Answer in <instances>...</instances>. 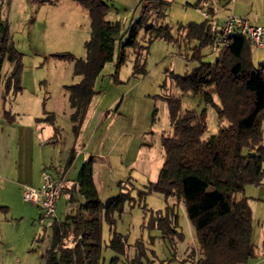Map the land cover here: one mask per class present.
Masks as SVG:
<instances>
[{"label":"rangeland","instance_id":"obj_1","mask_svg":"<svg viewBox=\"0 0 264 264\" xmlns=\"http://www.w3.org/2000/svg\"><path fill=\"white\" fill-rule=\"evenodd\" d=\"M110 6L105 17L118 20L121 32L139 11ZM164 13L161 16L153 12L149 22L168 25L173 39L154 37L142 28L137 46L127 48L125 61L118 68L117 40L113 59L105 63L95 80L96 93L79 130L83 144L78 138L74 146L76 154L80 149L84 151L79 163L90 157L95 160L96 186L101 199L121 191H129L138 198V192L156 180L164 158L161 137L172 132L168 97L179 98L181 110L206 109L203 139L216 133L221 124L215 107L204 99V92L209 91L218 100L213 87L199 92L182 90L174 79L175 74H185L198 65L193 52L199 40L185 34L187 23L203 21L201 13L182 0H170ZM0 20L7 21L10 41L21 53L22 63V88L17 92L13 82L9 89L6 87L13 63L5 57L0 68V206H4L0 208V264H44L51 226L45 220L40 222L41 209L24 199L23 188L32 185L30 176L37 178L39 170L44 167L52 170L51 164L64 159L77 136L70 120L69 90L65 85L79 81L80 76L74 74L75 61L59 54L87 56L85 41L91 35L90 17L75 0H0ZM251 49L253 62H264V48L252 45ZM201 54L207 61L216 58L208 46L201 49ZM48 113L53 114L54 123L43 120L35 128V117ZM261 128L264 144V119ZM243 195L248 196L252 210L253 242L261 243L264 177L260 184H246L235 197ZM60 197L61 194L58 200ZM167 201L159 192H147L133 205L126 202L122 212H114L113 228L123 235L124 253L108 246L112 232L103 218L100 264H110L113 257H116L114 264H131L138 247L144 251L142 259L151 260L150 264L165 261L178 264V257L187 246L185 254L191 249L200 253L193 247L198 244L195 228L183 204L177 207L183 239L172 242L158 228L148 226L151 213L163 212ZM66 211L62 197L56 217L64 218Z\"/></svg>","mask_w":264,"mask_h":264},{"label":"trees","instance_id":"obj_2","mask_svg":"<svg viewBox=\"0 0 264 264\" xmlns=\"http://www.w3.org/2000/svg\"><path fill=\"white\" fill-rule=\"evenodd\" d=\"M75 1L88 11L90 17L91 35L85 41L87 56L59 55L73 59L74 74L80 76L79 81L65 85L73 108L72 126L78 135L96 93L95 80L105 63L113 59L116 41L119 40L118 68L125 61L127 48L137 46L142 28L154 37L167 40L173 39V35L168 25L156 26L149 22L153 12L164 16L166 0H141L138 15L123 32L118 20L105 17L110 8L108 0ZM185 35L199 40L193 52L198 65L185 74H175L174 79L182 90L199 92L214 88L218 100L215 101L209 91L204 92V99L216 109L221 123L218 131L203 139L202 134L207 128L206 109L181 110L179 98L168 97L172 132L161 137L163 163L156 180L139 191L138 198L129 191H121L101 199L93 180V158L83 161L76 175L81 200L64 218L54 219L44 264H100L103 218L112 232L108 246L124 253L123 235L113 228L114 212H122L126 202L133 205L152 191L163 194L168 201L163 212L151 213L148 226L158 228L172 242L183 239L177 223V207L183 204L195 228L202 264H244L254 257L253 218L248 196L237 199L235 194L243 191L246 184H260L264 177L261 128L264 62H253L252 44L240 33L230 37V45L213 61L204 60L201 49L208 46L212 38L205 20L187 23ZM5 57L13 63L6 87L9 89L13 82L14 92H17L22 88L21 53L10 41L7 21L0 20V68ZM44 119L54 122L51 113ZM75 153L73 146L65 168L71 165ZM63 189L64 186L61 191ZM194 253L191 249L189 254ZM143 255V249L138 247V254L131 264H150L151 260H143ZM115 259L113 257L110 264H114Z\"/></svg>","mask_w":264,"mask_h":264},{"label":"built area","instance_id":"obj_3","mask_svg":"<svg viewBox=\"0 0 264 264\" xmlns=\"http://www.w3.org/2000/svg\"><path fill=\"white\" fill-rule=\"evenodd\" d=\"M197 10L204 17L208 30L212 35L208 44L209 50L218 56L230 45V37L235 33L245 35L251 44L257 48H264V24H257L247 15L229 14L219 20L217 13L220 6L216 0H200L196 5ZM40 185L38 187L25 185L23 197L30 200L41 209L40 219L45 220L47 226H51L56 217V204L63 186L62 177L44 167L40 171ZM180 264H202L200 253L186 255Z\"/></svg>","mask_w":264,"mask_h":264},{"label":"crops","instance_id":"obj_4","mask_svg":"<svg viewBox=\"0 0 264 264\" xmlns=\"http://www.w3.org/2000/svg\"><path fill=\"white\" fill-rule=\"evenodd\" d=\"M166 1H167V5L164 7V11L170 5V0H166ZM199 1L200 0H182V2H185L187 4H193L194 6H196ZM216 1H217L218 5L220 6V11L217 13V17L219 20H223V18L229 14L247 15L252 20V22L257 23V24H264V0H216ZM108 2L113 6L118 5L120 7H124L125 9H127V8L138 9L141 0H108ZM110 7H112V6H110ZM203 20H205L204 17H203ZM112 21H114V20H112ZM252 57L253 56H252V49H251V58ZM252 60H253V58H252ZM72 111H73V108L71 107V110L69 112L70 113V120H71ZM44 117H35V121H36L35 125H34L35 128H39L40 123H42L44 121L51 123L50 121L45 120ZM78 138L80 139V143L83 144V141H82L83 138H82V136H80V133H79V135H77L75 137V140L72 143V147L74 146L75 141H77ZM40 144H42L41 141H40ZM83 152L84 151L82 149H80L79 154L75 153V157H74L71 165L68 166V168H65V163H66V160L69 156L70 151L66 154V157L64 159H60L61 161H59V163L51 164L52 171H54L55 173L59 174L62 177L64 189L60 193L61 194L60 199L62 197H64V199H65V205L67 207V211H66L65 215L70 211L69 209L72 208L74 203H75V205H77V203L81 200V198L78 194V190H77L76 175H77L78 168L81 164V163H79V162H81L79 159V156L82 155ZM14 163H15V165H18L17 164L18 161L15 160ZM95 163H96L95 160H93V180H94L95 185H96L97 169L95 167ZM39 174H40V170L37 173L38 179L36 178V176H30V181L32 182L31 186H34V187L38 186L37 185L38 180H40ZM58 201H57L56 207L58 205ZM170 202L172 203L171 200H170ZM193 247L199 249V244H194ZM187 249H188V246L184 250V252L178 257L179 258L178 264H180L181 260L186 255L189 254V253L185 254L187 252L186 251ZM175 258H176V256H175ZM244 264H264V240L261 243L255 244V255H254V257L249 259V261L247 263H244Z\"/></svg>","mask_w":264,"mask_h":264}]
</instances>
